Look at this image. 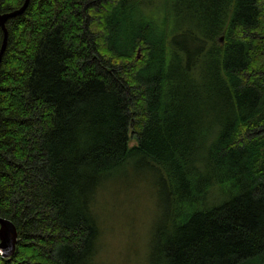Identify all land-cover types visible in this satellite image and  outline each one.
I'll return each instance as SVG.
<instances>
[{
	"label": "trees",
	"instance_id": "1",
	"mask_svg": "<svg viewBox=\"0 0 264 264\" xmlns=\"http://www.w3.org/2000/svg\"><path fill=\"white\" fill-rule=\"evenodd\" d=\"M23 1L0 0V15ZM141 1L30 0L6 22L0 217L18 236L0 264H86L93 202L130 155L155 164L183 211L150 264H264V0H177L195 12L192 48ZM215 185L229 199L195 209Z\"/></svg>",
	"mask_w": 264,
	"mask_h": 264
},
{
	"label": "rangeland",
	"instance_id": "2",
	"mask_svg": "<svg viewBox=\"0 0 264 264\" xmlns=\"http://www.w3.org/2000/svg\"><path fill=\"white\" fill-rule=\"evenodd\" d=\"M176 2L142 0L138 10L151 20H160L167 14L178 46L192 48L190 33L198 37L200 31L193 17L195 12L178 7ZM139 57L138 49L136 59ZM204 102L212 107L208 100ZM213 123L215 118L210 119V124ZM135 145L136 140L131 135L128 148ZM231 194L227 185L212 186L204 197L197 199L194 208L214 207L228 200ZM178 197L153 162L130 155L112 171L93 202L99 240L94 256L86 264H150L157 233L172 228L177 214L183 212Z\"/></svg>",
	"mask_w": 264,
	"mask_h": 264
},
{
	"label": "water",
	"instance_id": "3",
	"mask_svg": "<svg viewBox=\"0 0 264 264\" xmlns=\"http://www.w3.org/2000/svg\"><path fill=\"white\" fill-rule=\"evenodd\" d=\"M29 2L30 0H24L19 9L0 15V29L3 34L0 48V61L4 53L8 37L6 22L23 14L29 5ZM17 236L15 225L11 221L0 217V258L8 260L14 255L17 244Z\"/></svg>",
	"mask_w": 264,
	"mask_h": 264
}]
</instances>
